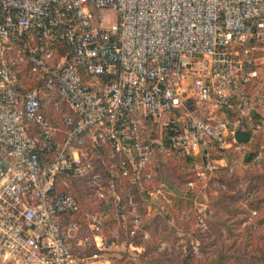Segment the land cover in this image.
Masks as SVG:
<instances>
[{
    "label": "built area",
    "instance_id": "2783aa9c",
    "mask_svg": "<svg viewBox=\"0 0 264 264\" xmlns=\"http://www.w3.org/2000/svg\"><path fill=\"white\" fill-rule=\"evenodd\" d=\"M105 9L115 13L109 24ZM259 54L264 0H0V263L100 261L74 251L82 225L64 216L80 208L72 192L55 190L64 173L87 178L102 201L84 215L98 251L142 249L150 239L134 196L123 200L118 184L104 181L86 140L107 143L121 176L160 210L173 193L153 184L157 157L192 158L196 181L187 184L204 195L227 166L216 151H249L260 134L251 162L264 163ZM56 97L76 116L63 117L62 140L43 113ZM169 112L166 137L150 135L148 124ZM244 130L251 139L239 142Z\"/></svg>",
    "mask_w": 264,
    "mask_h": 264
},
{
    "label": "trees",
    "instance_id": "16d2710c",
    "mask_svg": "<svg viewBox=\"0 0 264 264\" xmlns=\"http://www.w3.org/2000/svg\"><path fill=\"white\" fill-rule=\"evenodd\" d=\"M26 68V64H24L23 70L19 72L20 76H23ZM32 82L30 80H27L26 88H33V84H36V86L40 88V84L38 82ZM256 84H258V82ZM56 100L58 102L57 107H53L52 103H45L43 105V113L50 120V122L59 129V132L57 133L58 138L59 140H62L68 128L63 123V117L71 115L74 119H76V116L72 113L64 99L56 97ZM166 116L171 119V117L173 118L175 116V113L169 112ZM153 125L148 124L149 134L157 135V132L154 129ZM171 127V124H167V131L165 135H163L164 137H166V134L171 130ZM237 137L239 142H247L251 139V134L248 130L238 131ZM255 138H257V135L253 136L251 144L253 140H255ZM84 147L90 150L91 159L94 163L95 170L101 173L104 181L113 179L120 187V193L123 200L131 194L134 196L137 203H139V195L141 196L142 194L138 191L136 185L130 183L128 177L121 176L119 169L115 165L117 157H114L112 155L108 144L103 143L102 146L98 147L92 144L89 140H86ZM257 150L258 147L253 150L250 149L246 152H238L234 148H230L228 151L218 150L215 152L216 157L225 159L227 166L220 167L219 176L210 182L207 188V193L208 196L213 198V201L216 205H221L222 209L226 210V216L222 217L221 214H215L213 218L214 222L210 226L215 234L222 235L225 233L226 236L230 238V241L229 243H220L219 250H217L215 257L210 258V263L216 262L217 264H264V234L259 235L256 232L260 227L264 226V174L250 175L247 178V186L243 193L245 203L241 206L238 205L240 207V212L243 213V217L234 218V220H232V216L230 214V211L228 210L229 203L227 202V199L233 189V184L235 181L234 178L237 177V173L235 170L236 167L234 166L235 161L241 160L244 163L251 162ZM231 156H234V158L232 159ZM185 158L191 162L190 173L192 177L190 179L188 178V181L186 180L184 186H186V184L190 181H196L195 172L192 170L193 159L190 157ZM63 181L68 184V187L64 186V184L62 183ZM198 185V182H196L195 186L193 187H190L187 184V189L190 191L191 188L195 191ZM218 186L223 187L219 189ZM55 190L57 192H72L79 203V215L69 214L64 216V222L66 221V219L69 221L76 220L82 225V230L80 231V233H78L77 236L83 237L84 245L78 250L74 248V251L78 252L80 257L83 258L90 257L95 253H99V259L101 258L100 260H112L109 257V254H111L112 251H98V249L94 246L92 232L90 229H88V226L84 219V215L87 211L96 212L100 209L102 204L101 200L90 196L92 193V187L89 185L87 178L77 177L72 173H64L57 177L55 181ZM213 192H215V194ZM248 192H252L253 197L249 198L247 195ZM191 193H193V191ZM185 195H182L181 197L176 199L174 198L171 204L167 205L163 210H165V216L166 218H168V220L170 218L173 219L174 226L178 228L181 226L180 228L183 227V229L187 230L188 227H192L194 223V208L192 199ZM138 207L140 210L139 204ZM251 211L256 212V214L253 216L254 225H246L242 227V223L251 214ZM185 215H188L186 219L184 218ZM162 217L159 216V214L157 216V218H159L158 220L162 221L163 219L165 221L164 216ZM143 221L145 220L143 219ZM112 223L114 224V221ZM144 228L148 231L150 230L149 228L145 227V224ZM86 229H88L89 232L88 230L86 231ZM163 229L164 228L158 230V227L155 226V230L152 232L160 235ZM186 261L184 262V264L186 263ZM119 262L122 264H131V262L126 261V259L124 258H121ZM198 264H206V262L202 260L199 261Z\"/></svg>",
    "mask_w": 264,
    "mask_h": 264
},
{
    "label": "rangeland",
    "instance_id": "374dc122",
    "mask_svg": "<svg viewBox=\"0 0 264 264\" xmlns=\"http://www.w3.org/2000/svg\"><path fill=\"white\" fill-rule=\"evenodd\" d=\"M102 14L105 22H108V24L115 19V13L112 10L105 9L102 11ZM58 49L61 54L67 52L65 44H60ZM259 57L260 86L264 89V55L262 56L261 54L260 56L259 54ZM166 115L161 117L159 123H154L153 125L157 134L165 135L167 131L169 118ZM260 143L261 135L259 134L252 144H250V149H256ZM231 158L233 159L234 156H231ZM190 163L188 159L179 154L155 158L153 160V167L156 175L153 184L156 187L162 183L166 191L173 193L170 194L172 195V201L174 198H179L185 194V196L192 199L194 208L193 226L188 227L187 230L183 229V227L180 228L181 226L179 228L174 226L173 219L170 218L168 220L166 218L165 210L158 209L155 204L146 199L145 195H139L140 201L138 204L145 220V227L151 230H149L150 239L144 243H140L142 244V249H131L125 244L124 247L115 249L109 254L112 260L105 262L104 259L100 260V258V261L97 260V263L94 264H122L119 262L121 258L126 259L131 264H182V262L184 264L186 260L185 264H198L202 260L206 264H217L216 262L210 263V258L216 256L220 243H229L230 238L225 233L222 235L215 234L210 225L214 222L213 218L215 214H221L222 217H225L226 210L222 209L221 205L215 204L213 198L208 196L207 189L204 195L198 189L194 191L190 188L189 191L187 184L184 186L186 180L188 181V178L192 177ZM245 164V167L235 169L237 177L234 178L233 189L227 199L229 203L228 210L230 211L232 220L243 217V213L240 212L238 205L241 206L245 203L243 193L247 186V178L250 175L264 174V163L255 164L246 162ZM192 191L193 193H191ZM213 193L215 194V192ZM158 214L161 217L164 216L165 221L163 219L162 221L158 220ZM200 218L206 225L205 229H202V226L199 224ZM112 222L108 223V226H112ZM155 226L158 227V230L164 228L160 235L152 232L155 230ZM243 226L246 225L242 223ZM256 232L259 235L264 234V226L260 227Z\"/></svg>",
    "mask_w": 264,
    "mask_h": 264
},
{
    "label": "crops",
    "instance_id": "0c3cea01",
    "mask_svg": "<svg viewBox=\"0 0 264 264\" xmlns=\"http://www.w3.org/2000/svg\"><path fill=\"white\" fill-rule=\"evenodd\" d=\"M79 238L82 239V242L84 241L83 237L79 236ZM80 242H81V241H80ZM80 242H79V243H72L73 246H74V248H75L76 250L82 248V246L84 245V243H80ZM108 261H109V260H108ZM105 262H107V260H106ZM95 263H97V262H95Z\"/></svg>",
    "mask_w": 264,
    "mask_h": 264
}]
</instances>
